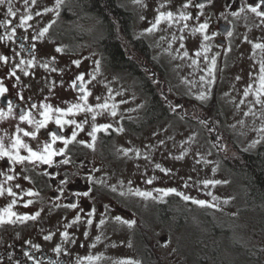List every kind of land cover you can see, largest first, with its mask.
I'll use <instances>...</instances> for the list:
<instances>
[{
    "label": "flooded vegetation",
    "instance_id": "obj_1",
    "mask_svg": "<svg viewBox=\"0 0 264 264\" xmlns=\"http://www.w3.org/2000/svg\"><path fill=\"white\" fill-rule=\"evenodd\" d=\"M23 1L12 0L13 9L16 11L15 18L5 15L7 5L0 6V21H11V25L0 26V35L11 33L12 27H16V35L13 39L6 37L4 40H0V56L8 57L6 63L0 61V83L7 89L0 95V110L3 112V116L0 117V137L3 138L5 147H10L12 139L19 135L24 143L34 151H42L45 143H51V133L53 132L66 138H70L73 131H76L77 135L76 140L67 146L64 153L53 157L51 165L39 161L18 163L7 157L0 158V186L4 189L3 194L0 195V212H3L13 200H15V204L11 211L18 215H33L39 212V216L34 220L30 219L24 222L16 220L14 223L7 222L8 217L5 215L6 222L0 223V239H3V245L0 246V264H17V262L19 264H37V262L38 264H78L73 255L72 245H68L70 242L64 240L62 247L56 243L52 233L45 228L55 225L57 222L61 226H67L68 229L72 225H85L82 228L84 233L80 237H86L87 243L89 238L93 237V231L101 225V220L115 221L118 223V227L124 224L128 230L132 231L131 234L128 233L126 241L120 245L123 250L125 244H128L130 248H133V255L131 257L128 253L123 252L119 262L115 257L95 258L94 264H126L127 261H137L139 264L227 263L228 258L224 255L225 250L219 253L217 247L210 248L209 238H207L209 235L222 237L229 248L248 256V251L251 248L246 247L245 244L238 242L233 247L228 243L238 241L242 230L237 226H246L243 221L251 225L255 232L263 230L264 222L252 221L248 215V207L255 205L256 208L264 212V198L249 195V190L241 179L243 200L237 205V210L226 206H212L209 203L215 217L221 220L225 226L220 232V230H213L211 225L212 233L209 235L197 234V247L192 255V261L185 263L183 256L179 253L164 254L159 243L160 240L156 238V233L152 229L151 212L153 208L156 213L158 211L157 215L160 216L153 217L155 226L161 227L167 224L173 226L175 222L184 221L186 210L191 208L189 204L194 206L195 203L191 199L183 200L182 196L175 193V196H172V193L167 195L162 193L163 198L157 199L153 203L150 201V197L145 198L137 195L139 200H143H141V204L134 205L135 203L121 197L113 188L108 187V182L102 177L120 165L122 166L126 159L122 152L111 153L108 150L116 128L120 127L125 133L136 136V132L143 133V129L164 122L167 117L172 115L187 122L204 123L212 142L218 146L220 141L223 143V151L217 146L222 160L229 157L225 142L220 138V128L216 121L217 107H213L211 110L205 105L199 111L193 97L183 93V90L173 87V83L168 78L165 53L159 46L153 45L140 31H135L136 26L132 20V12L123 5L129 16L127 22L121 19L118 10L121 7L120 0H99V7L85 4L84 0H63L58 9L56 0H35L34 4H31L32 0H28L27 6L23 5ZM38 1L43 2V6ZM186 3L189 5L186 9L190 12L192 19L197 22L195 34L196 44L199 46L195 51L199 53L197 58L200 61L198 62L204 65V70L211 75V83L208 88L211 95L219 91V84L224 80L227 85L228 82L231 85L235 82L234 76L239 72V67L235 66L238 61H241L249 72H260L261 64L264 63V48H255L254 45H264V17L257 16L248 8L249 4L255 6L259 0H211L210 3L208 0H184V4ZM201 3L204 4V7H197ZM24 7L30 8L28 13H25ZM241 8L243 11L240 10ZM45 9L53 10L45 12ZM260 10L264 11V6ZM39 11L45 12L46 15L42 17L36 15ZM57 11L59 15H57ZM234 11L237 13L235 16L232 15ZM22 15H31L32 17L23 28L18 27ZM39 19L44 22L43 27H48L50 30H57L58 21H62L65 32L62 34L59 32L58 35L65 42L68 41L66 38H69L80 43L82 38L84 40L87 36L89 38L94 32H97L96 48L93 49L95 56L91 55V57L94 56L100 70L107 73L114 81L117 103L115 125L97 121L102 119L98 113L95 117L96 121L91 122L92 112L85 107V105L88 107L91 105L92 95L86 82L83 79L77 80V77L81 74L84 75L86 71L85 58L89 57L91 48L84 46L80 47V50H76L71 58L74 62L78 61L79 64L73 63L71 60L70 62L73 63L71 72H67L53 86L45 88L46 85L36 81L34 64L40 58L42 46L35 34L40 26V24L37 26ZM205 23L208 27L200 31V25ZM229 32L231 35H228ZM34 36L36 39H33ZM205 36L208 37L207 40H205ZM110 39H113L121 49L122 59L119 62H112L107 54L106 43ZM33 44L35 48L32 47ZM67 48L68 54L70 49ZM213 57L216 60L215 67L209 72ZM29 60L33 61L32 65L27 63ZM13 72L15 75L12 74ZM73 82H75V86ZM168 85L173 90L175 97L179 95L178 92L182 93L181 96L178 98L169 96L168 91L171 90ZM152 100H155L156 105L151 104ZM9 102L12 106L11 112L8 108ZM76 104H80L83 110L73 108L71 113L66 114L54 111L56 108L66 110ZM32 105L37 107L33 108ZM46 105L50 106L47 111L52 118L46 122L45 127L37 130L34 123L30 124L19 119L21 113L28 112L31 113L33 120L43 119L39 113L46 110L44 107ZM219 110V117L223 120L221 108ZM57 116H60L62 121H75V123H64L61 127L55 123ZM77 124L82 127L77 128ZM100 125H110L111 130L100 128L93 141L89 132L92 131L93 126L99 128ZM17 128L23 131L17 133ZM25 131L35 132V138L24 136ZM215 134L217 139L213 138ZM81 141L85 143H80ZM88 144H93V147H88ZM52 148L58 150L64 148V144L58 140L52 144ZM20 155L27 156V150L21 148ZM65 159L69 163H64ZM159 165L161 166V164ZM234 174L240 177L236 172ZM8 177H12V179L9 180ZM62 180L66 182L62 184ZM135 185L136 183L128 187L133 188L135 193L137 190L152 192L155 189L151 183L138 182ZM9 188L12 189L15 196L8 194L7 189ZM85 192L88 193L87 196L83 195ZM28 201L31 203L29 204ZM169 202H175L176 206L181 205L183 210L169 209ZM70 204H75L76 207H68ZM152 204L155 206L153 207ZM145 208L150 209L149 215L143 211ZM218 209H222V211ZM161 212L165 214L164 217H161ZM78 215L80 219L76 221ZM117 216L122 220H134L136 223L128 226L114 219ZM12 219L15 220V217ZM89 220L92 221L91 224L88 223ZM113 223L111 222L109 225ZM223 233L231 240L224 238ZM50 234L51 239H44ZM245 237L247 238V234ZM81 238L77 237V243L81 241ZM102 239L101 236V240L97 239V242H101ZM104 240L108 242L107 246L111 251L116 243H113L109 237ZM34 245H39V248ZM58 246L59 252L55 251ZM259 250L260 248L255 249V253L260 252ZM25 252H28L33 259L30 260ZM254 257L256 256L254 255ZM80 264H86V262L81 261Z\"/></svg>",
    "mask_w": 264,
    "mask_h": 264
},
{
    "label": "rangeland",
    "instance_id": "obj_2",
    "mask_svg": "<svg viewBox=\"0 0 264 264\" xmlns=\"http://www.w3.org/2000/svg\"><path fill=\"white\" fill-rule=\"evenodd\" d=\"M38 2L43 6V2ZM23 3L24 6L29 4L28 2L25 5V0ZM120 3L131 10L132 20L136 26L135 31H140L153 45L159 46L165 53L168 78L173 83L174 88H179L183 90V93L193 97L192 99L199 107V111L204 108L211 98H216L217 105L223 113V120L217 115L216 121L220 128V138L224 140L226 145L224 146L227 150H230V146L235 143L242 149L253 151L258 144L264 143V94L260 96L261 103L259 104L256 103L255 96L256 90L260 86L261 72L251 73L247 68L245 69L241 61H238L235 64L236 67H239V72L234 76L235 82L232 85L228 82L227 85L226 80H224L219 84V91L212 94L214 95L212 96L208 91L211 75L204 70V65L198 62L200 60H198L195 51L199 46L196 44L197 37L195 34L197 22L192 19L190 12L183 7L184 0H120ZM29 9L24 7L25 13H28ZM161 12H172L174 14L173 19L168 20L164 17L161 18L159 24H156V18ZM38 13H40L41 16L38 15L40 17L46 15L43 11ZM180 13L188 16L189 19H181ZM57 24V30L48 29L41 37L39 32L45 28L43 27L44 22L39 19L37 23L39 28H37L35 34L42 46L40 58L34 64L36 81L39 84L46 85L45 88L53 86L58 79H62L67 72H71L74 63L71 55L75 54L76 50H80V47L91 48L89 49V57L85 58L84 67L86 71L82 78L92 95L91 105L89 106L92 109L90 117H96L98 113L102 119L97 121L115 125L116 113L112 115L113 112H116L117 106L114 81L107 73L100 70L93 58L95 56L93 49L96 48L97 32H94L89 38L88 36L84 40L82 38L80 43L61 35L68 39L65 42L58 35L59 32L61 34L65 32L64 23L58 21ZM153 24H156V27L152 31H147V29L152 28ZM76 31L78 32V30ZM66 46L70 49L68 54ZM57 48L61 51H57ZM91 55L94 56L91 57ZM71 60L73 63L70 62ZM44 65H47V67H44ZM202 77L203 79H201ZM249 85H251V89L248 96L245 97L244 92ZM168 88L171 90L168 92L172 98L181 96L182 93L178 92L179 95L175 97L169 85ZM202 93L205 96L203 100L199 98ZM105 103L108 105L107 108L96 107L98 104ZM245 113L248 114L245 115ZM95 121V119H91V122ZM109 129L111 130V128ZM116 129L108 145V150L111 153L122 152L126 159L122 166L120 165L102 177L108 182V187L113 188L118 195L127 198L135 203L134 205L141 204L143 199L140 198L141 200H139L134 189L128 187L135 183L137 185L138 182L147 183L151 179V185L155 186V189L152 192L150 191L152 193V197H150L152 203L163 198L162 193L157 192L156 189L168 188H175L177 192L193 199L208 202L205 206L196 203L194 206L189 204L191 208L186 210L184 221L175 222L173 226L170 224L161 227L159 225L155 226L153 217L159 215H157L158 211L156 213V210L152 208V229L156 233V238L160 240L159 243L164 250V254L179 253L183 256L185 263H191L192 255H194L197 247L198 235L205 236L212 233L211 225L213 230H220V232L225 226L221 220L215 217L211 211V205L226 206L237 210V205L243 200L241 195L242 179L236 176L235 172L232 173L233 171L226 166L221 158L220 150L217 148L218 145L212 142L206 125L202 122H187L176 115H172L167 117L164 122L143 129V133L136 132V136L135 134L131 136L125 133L120 130V127ZM137 152L139 155H137ZM159 164L161 166L157 168L156 165ZM205 180L221 181V183L205 185L203 183ZM223 181H227V183H223ZM171 195L175 196L174 193ZM168 207L172 210H176V208L183 210L181 205L176 206L175 202H169ZM248 208V215L252 221L264 222V212L261 209L256 208L255 205H249ZM149 210V208H145L143 211L149 215ZM218 210L222 211V209ZM164 216L165 214L161 212V217ZM111 222L114 223L109 225ZM243 222L246 226H237L238 229L241 227L242 230L238 241H231L228 244L233 247L238 242L245 244L246 247L252 250L248 251V256L238 250L229 248L223 238L218 235L207 237L209 238V245L212 246L210 248L215 249L217 247L219 253L225 250L224 255L228 258L225 264H264V227L263 230L255 232L251 225L245 221ZM84 226L72 225L68 229L67 226H61L57 222L45 229L52 233L56 243L62 247L64 240L70 242L68 245H72L73 255L78 264L81 261L86 262V264H94L97 258L100 259L104 256L115 257L119 262L123 252L132 257L133 248L125 244V248L122 250L120 245L126 241L128 233H132L126 225L123 224L118 227V223L115 221H104L93 231V237H90L87 243L85 241L86 237H80L84 233V230H82ZM102 229L104 230L101 233ZM64 232L68 233L67 238L62 236ZM165 233L167 235L164 236ZM246 234L247 238L245 237ZM101 236L102 241L97 242V237L100 241ZM77 237L81 238L78 243ZM106 237L116 243L111 251L107 246L108 242L104 240ZM223 237L231 240L224 233ZM1 245H3V239H0ZM257 248H260L259 255L255 253Z\"/></svg>",
    "mask_w": 264,
    "mask_h": 264
},
{
    "label": "snow or ice",
    "instance_id": "obj_3",
    "mask_svg": "<svg viewBox=\"0 0 264 264\" xmlns=\"http://www.w3.org/2000/svg\"><path fill=\"white\" fill-rule=\"evenodd\" d=\"M208 2L210 3L211 0H208ZM27 3H28V0H25V5H27ZM32 3H35V0H32ZM62 3H63V0H56L57 9L59 8V6ZM3 5H7V10H6L5 15L15 18L16 11H14V9H13L12 0H0V6H3ZM188 6L189 5L187 3L183 5V7H185V8H187ZM262 6H264V0H259V3H256L255 6H253L252 4H249L248 8L250 9L251 12L255 13L257 16L264 17V11L260 10L262 8ZM197 7L203 8L204 4H202V3L198 4ZM52 10L53 9H45L44 11L47 12V11H52ZM240 10L243 11V8H241ZM37 15H40V13H37ZM57 15H59L58 11H57ZM232 15L235 16V15H237V13L234 11L232 13ZM173 16H174V14L172 12H167V13L161 12L159 14V16H157V18H156V24L160 23L161 18L166 17L168 20H172ZM180 18L184 19V20L189 19V17L184 15L183 13H180ZM31 19H32L31 15H22L20 17V24L18 25V27L23 28L27 24V22L29 20H31ZM156 24H153L152 28L147 29V31H152V29L156 27ZM6 25H11V21L10 20H8V21H0V26H6ZM207 27H208V25L206 23L205 24H201L199 30L203 31ZM47 31H48V27L43 28L39 32V36L42 37ZM15 35H16V27H12L11 33H5V35H0V40H4L6 37L8 39H13L15 37ZM228 35H231V32H229ZM204 38H205V40L208 39L207 36H205ZM25 39H27V37H25ZM33 39H36V37L34 36ZM21 47H23V45H21ZM32 47L35 48V45L33 44ZM254 47L255 48H264V45L257 44V45H254ZM56 50L57 51H61V49H59V48H57ZM185 55H187V53H185ZM197 55H199V53H197ZM7 60H8L7 56H0V61H4L6 63ZM21 63H24V61H21ZM27 63L29 65H32L33 61L29 60ZM74 63L79 64L78 61H75ZM215 63H216V60H215V57H213V59H212V67L209 68V72H211L214 69ZM17 67H19V65H17ZM44 67H47V65H44ZM260 72H261V75H260V78H259V85L260 86L256 90V93H255L256 103H258V104L261 103L260 96L262 94H264V63L261 64ZM12 74L15 75L14 72ZM25 74L27 75V73H25ZM82 76H83V74H81V76L77 77V80L82 79ZM17 79H19V78L17 77ZM201 79H203V77ZM237 79H239V77H237ZM73 83H74V86H75V82H73ZM250 89H251V85H249V87L245 89V92H244V96L245 97L248 96ZM6 91H7V89L3 86L2 83H0V95H2ZM199 98L201 100H203L205 98L204 94L202 93ZM82 99H85V97H82ZM97 99H99V98H97ZM32 107L36 108L37 106L36 105H32ZM44 107H45L46 110L39 113V115L41 117H43V119L33 120L31 118V113L30 112L21 113L19 119L21 121H27L30 124L34 123L36 125L37 130H39L40 128L45 127L46 122L49 119L52 118L51 115L49 114V112L47 111V108L50 107V106L46 105ZM85 107L87 108L88 111L92 110L87 105H85ZM96 107H98V108H107L108 105L106 103L105 104H98ZM8 108H9V112H11L12 106H11L10 102H9ZM73 108H76V109H79V110H83L81 108L80 104H76V105H73L72 107H70V108H68L66 110H62V109L56 108V109H54V111H55V113H65L66 114V113H71ZM247 114L248 113H245V115H247ZM112 115H115V112H113ZM2 116H3V112H2V110H0V117H2ZM93 119H95V117H93ZM55 123L62 127L64 123H73L74 124L75 121H62L60 116H57L55 118ZM76 127L77 128H81L82 126L80 124H77ZM109 127H110V125H100L99 128L96 127V126H93L92 131L89 132V136L94 141L96 139V135L95 134L100 128H103V129L106 130ZM120 130H122V129H120ZM21 131H23V130L20 129V128H17V133H19ZM35 135H36L35 132H27V131L24 132V136H32L33 138H35ZM76 135H77L76 131H73L72 134H71V137L70 138H66L64 136L57 135V133L53 132V133H51V143H45L42 151H34L28 144L24 143V141L20 138L19 135L15 136L12 139L10 147H5L3 138L0 137V158L7 157L9 160H12V161H15V162H18V163H23L24 161H29V162L35 163V162L39 161V162H42L44 164L51 165V163L53 162V157L56 156V155L64 153V151L67 148V146L71 142L76 140ZM58 140L63 142L64 148H60L58 150L53 149L52 148V144H55V142L58 141ZM80 143H85V142L81 141ZM161 143H163V142H161ZM88 147H93V144H88ZM21 148H24V149L27 150V152H28L27 156L20 155V149ZM137 155H139L138 152H137ZM63 162L64 163H69V161L67 159H65ZM156 167L159 168L160 165H156ZM165 171H168V170H165ZM8 179L11 180L12 177H8ZM26 179H27V177H26ZM65 182L66 181H64V180L61 181L62 184L65 183ZM147 183H152V180L149 179L147 181ZM203 183L205 185H208V184H219V183H221V181H208V180H205ZM223 183H227V181H223ZM17 187H19V185H17ZM156 191L160 192V193H163L164 195H167L169 193H175L177 195L182 196L184 200L187 201V200L191 199L193 203H196V204L201 205V206H205L208 203L205 200H196V199H193L192 197L184 195L183 193H179V192H177V190L175 188L156 189ZM3 192H4V189L2 188V186H0V195H2ZM7 192H8L9 195L15 196V193L12 192L11 188L7 189ZM29 194L31 195L33 193H29ZM135 194L138 195V196L145 197V198L152 197V193L151 192H141V191L137 190ZM83 195L87 196L88 193L85 192V193H83ZM213 199H215V197H213ZM28 203L30 204L31 201H28ZM13 204H15V200H13L12 203L9 204L6 209L3 210V212H0V223H5L6 222L5 215L8 217L7 222H11V223H14L16 220H19L20 222H24V221H27V220H30V219L34 220V219H36L37 216H39V212H37V213H35L33 215H28V214H25V215H22V216L18 215L17 213L11 211V208H12ZM212 206H215V205H212ZM68 207L75 208L76 205L75 204H70V205H68ZM13 217H15V220L12 219ZM79 219H80V217L78 215L76 217V221H78ZM114 219H116L117 221H121L122 223H125L128 226H132V225H134L136 223L134 220H122V218L119 217V216L115 217ZM88 223L91 224L92 221L89 220ZM100 223L103 224L104 221L101 220ZM85 235H87V233H85ZM62 236L67 238L68 233L64 232V233H62ZM44 239H46V240L47 239H51V234L49 236H45ZM97 239H99V237H97ZM34 247L39 248V245H34ZM55 251H57V252L60 251L59 246L55 249ZM25 255L28 256V258L30 260L33 259V257L28 252H25ZM17 264H19V262H17ZM37 264H38V262H37ZM126 264H139V262H137V261H127Z\"/></svg>",
    "mask_w": 264,
    "mask_h": 264
},
{
    "label": "trees",
    "instance_id": "obj_4",
    "mask_svg": "<svg viewBox=\"0 0 264 264\" xmlns=\"http://www.w3.org/2000/svg\"><path fill=\"white\" fill-rule=\"evenodd\" d=\"M84 2L95 7H99L100 3L99 0H84ZM118 10L121 19L127 22L129 15L123 6L121 5ZM106 51L112 62L121 61V49L113 39L107 41ZM151 104L156 105L155 100H152ZM206 106L211 110L217 107V115H220L216 98H211ZM228 152L230 156L223 159L226 166L240 176L249 190V195L264 198V143L258 144L253 151L242 149L233 143Z\"/></svg>",
    "mask_w": 264,
    "mask_h": 264
},
{
    "label": "water",
    "instance_id": "obj_5",
    "mask_svg": "<svg viewBox=\"0 0 264 264\" xmlns=\"http://www.w3.org/2000/svg\"><path fill=\"white\" fill-rule=\"evenodd\" d=\"M215 137H217V136L215 135ZM220 148H222V143H220Z\"/></svg>",
    "mask_w": 264,
    "mask_h": 264
}]
</instances>
